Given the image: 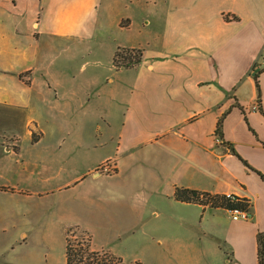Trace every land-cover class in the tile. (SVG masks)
Listing matches in <instances>:
<instances>
[{
  "label": "crops",
  "instance_id": "crops-1",
  "mask_svg": "<svg viewBox=\"0 0 264 264\" xmlns=\"http://www.w3.org/2000/svg\"><path fill=\"white\" fill-rule=\"evenodd\" d=\"M75 224L125 264H259L264 0H0V263L67 264Z\"/></svg>",
  "mask_w": 264,
  "mask_h": 264
},
{
  "label": "trees",
  "instance_id": "trees-1",
  "mask_svg": "<svg viewBox=\"0 0 264 264\" xmlns=\"http://www.w3.org/2000/svg\"><path fill=\"white\" fill-rule=\"evenodd\" d=\"M120 50L133 51L135 49H118L115 57V64L119 68L117 58L124 57L125 59L135 58L136 64L142 60L143 52L138 50V53L133 56L125 55ZM223 118L219 121V129L222 128ZM175 196L178 200L186 202L203 203L201 196L209 197L214 200L213 206H222L228 209L247 207L246 199L235 196L236 200L228 198L226 194H212L202 192L196 189L177 186ZM66 258L67 264H125L122 256L115 255L107 249H94L92 233L78 224L68 226L66 230ZM259 264H264V236L259 237L258 241ZM137 264H141L138 262Z\"/></svg>",
  "mask_w": 264,
  "mask_h": 264
},
{
  "label": "built area",
  "instance_id": "built-area-1",
  "mask_svg": "<svg viewBox=\"0 0 264 264\" xmlns=\"http://www.w3.org/2000/svg\"><path fill=\"white\" fill-rule=\"evenodd\" d=\"M244 109H245V112L259 111L261 109V102L257 101L252 105L245 106ZM110 162L106 163L105 167L109 171H115V169L112 166H109ZM111 164H112V162H111ZM226 195L228 198L236 200L234 194H226ZM201 198L203 200V203L206 205H212L215 202L214 200L209 199V197L206 198L204 196H201ZM228 210H229L231 218L234 220H247V219H250L252 217V211H251L250 203H248L247 207H245V208L235 207V208H231Z\"/></svg>",
  "mask_w": 264,
  "mask_h": 264
},
{
  "label": "rangeland",
  "instance_id": "rangeland-1",
  "mask_svg": "<svg viewBox=\"0 0 264 264\" xmlns=\"http://www.w3.org/2000/svg\"><path fill=\"white\" fill-rule=\"evenodd\" d=\"M121 49H126V48H121ZM120 52H122L124 54V56L125 55H131V54L133 56H135L138 53V49H135L133 51L132 50L131 51H128V50H120ZM117 61H118V64H120V67H125V66H127V67H135V66H137L140 63L139 62L138 64H136L135 58H133V61H132V59L131 60L130 59H125L123 56L122 57L119 56L117 58ZM33 137L35 139L36 137H38V134L37 133H34ZM109 166H112V164L110 163ZM213 204H212V206H213ZM0 264H6V263L5 262H1Z\"/></svg>",
  "mask_w": 264,
  "mask_h": 264
}]
</instances>
